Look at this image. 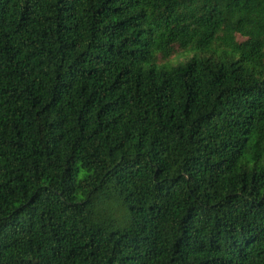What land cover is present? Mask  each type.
<instances>
[{"label": "trees", "instance_id": "trees-1", "mask_svg": "<svg viewBox=\"0 0 264 264\" xmlns=\"http://www.w3.org/2000/svg\"><path fill=\"white\" fill-rule=\"evenodd\" d=\"M0 264H264V0H0Z\"/></svg>", "mask_w": 264, "mask_h": 264}, {"label": "rangeland", "instance_id": "rangeland-1", "mask_svg": "<svg viewBox=\"0 0 264 264\" xmlns=\"http://www.w3.org/2000/svg\"><path fill=\"white\" fill-rule=\"evenodd\" d=\"M192 55H185L184 53H181L178 49L176 50L175 55L170 59V62L175 63L178 61H182L186 57H189ZM84 176L83 171H78V177L81 179Z\"/></svg>", "mask_w": 264, "mask_h": 264}]
</instances>
